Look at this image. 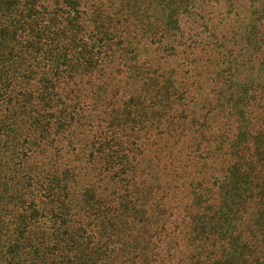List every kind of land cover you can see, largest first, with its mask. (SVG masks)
<instances>
[{
  "label": "trees",
  "instance_id": "trees-1",
  "mask_svg": "<svg viewBox=\"0 0 264 264\" xmlns=\"http://www.w3.org/2000/svg\"><path fill=\"white\" fill-rule=\"evenodd\" d=\"M196 1L0 0V264H264V0Z\"/></svg>",
  "mask_w": 264,
  "mask_h": 264
},
{
  "label": "rangeland",
  "instance_id": "rangeland-1",
  "mask_svg": "<svg viewBox=\"0 0 264 264\" xmlns=\"http://www.w3.org/2000/svg\"><path fill=\"white\" fill-rule=\"evenodd\" d=\"M250 3V0H197L191 13L185 14L181 19L184 37H189L191 43L195 41L199 47L203 42L211 40L213 35L233 36L230 43L237 53H232V55L233 58L240 59L237 54L243 52L241 49L243 45L239 43L240 28L238 25L248 19L246 16L249 17ZM218 59L227 61L223 57ZM210 85L207 83L205 86ZM204 89L208 91V88L204 87ZM213 97L214 93L210 92L203 98L212 99ZM198 98L197 96V105L201 107L202 103Z\"/></svg>",
  "mask_w": 264,
  "mask_h": 264
}]
</instances>
